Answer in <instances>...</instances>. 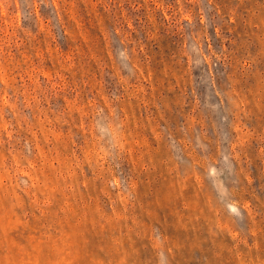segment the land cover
<instances>
[{
    "label": "rangeland",
    "instance_id": "1",
    "mask_svg": "<svg viewBox=\"0 0 264 264\" xmlns=\"http://www.w3.org/2000/svg\"><path fill=\"white\" fill-rule=\"evenodd\" d=\"M0 264H264V0H0Z\"/></svg>",
    "mask_w": 264,
    "mask_h": 264
}]
</instances>
